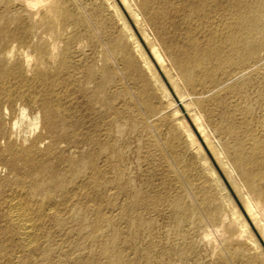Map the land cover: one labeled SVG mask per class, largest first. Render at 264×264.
<instances>
[{"label": "bare ground", "instance_id": "6f19581e", "mask_svg": "<svg viewBox=\"0 0 264 264\" xmlns=\"http://www.w3.org/2000/svg\"><path fill=\"white\" fill-rule=\"evenodd\" d=\"M14 1H17L18 9L12 15L0 12V168L7 171L5 184L10 188L2 201L3 214L0 210L3 220L0 243L4 251L0 255L5 260L11 258L17 248L23 254L22 264H31L35 255L42 262L61 264L53 261L58 247L53 246L46 238L48 235L43 233L48 221L52 220L62 226L65 223L75 225L77 233L96 245L95 251L78 258L80 264H140L126 256L120 246L126 236L115 227L118 219L128 220L132 228L143 223L151 226V222L135 214L138 192L117 216L107 215L103 203L98 200L105 174L98 167V160L104 156L107 162L121 161L122 153L116 144L123 124L113 104L118 91L106 92L112 82V71L102 53V42L95 36V26L91 18L83 14L86 8L75 6V11L68 0ZM123 1L137 21L149 20L159 29L161 40L172 53L186 86L215 83L220 75L231 91L242 92L254 86L258 98L264 102V0ZM172 15L178 20H186L188 24L184 30L192 35L178 51V44L166 36L167 22ZM196 31L208 37L199 41L194 36ZM111 44L114 50L123 53V63L136 67L137 60L126 51L124 40L116 38ZM97 47H100L98 57L92 59L87 51H95ZM154 51L160 58L155 46ZM139 94L142 97L137 103L145 107L140 121L148 126L157 125V119L166 117L170 107L153 104L147 84H143ZM79 97L83 106H72ZM179 102L191 107L183 97ZM196 122L210 148L232 174L240 177L247 211L264 235V146L255 134H251L250 146L244 139H238L233 156H229L231 148L214 140L202 115L197 116ZM227 128L235 131L232 124ZM186 132L190 146L202 150L193 131L186 128ZM85 145L92 150L81 159L74 160L66 155ZM122 173H119V180L123 179ZM212 173H216L214 169ZM258 180H263V185ZM179 181L184 184L183 176L179 175ZM129 184L119 181L115 188L123 191ZM208 202L203 200L201 203L207 206ZM171 206L174 220L181 225L187 209L178 199L172 200ZM199 208L194 203L192 211L198 214L202 211ZM63 211L69 212L67 219L63 218ZM232 211L238 224L230 223L225 216L222 224L208 229L203 236L208 240L217 236L213 241L217 248L220 246L224 250L225 264H235L230 249L225 250L227 242L243 243L250 234L256 249L261 248L237 207L233 206ZM211 216L214 219V214ZM87 227L90 230L85 234ZM229 227L233 229L229 230ZM130 236L134 239L137 233L133 231ZM179 239L182 249L191 252L193 246L189 237L181 234ZM152 247L144 249L139 257L152 261L151 264H161L153 258ZM247 251L251 254L249 249ZM165 262L174 264L172 260ZM243 263L252 264L251 256Z\"/></svg>", "mask_w": 264, "mask_h": 264}, {"label": "rangeland", "instance_id": "374dc122", "mask_svg": "<svg viewBox=\"0 0 264 264\" xmlns=\"http://www.w3.org/2000/svg\"><path fill=\"white\" fill-rule=\"evenodd\" d=\"M68 1L71 2L70 6L75 11L80 6L86 8L83 14L91 18V23L96 27L91 24L94 27L95 36L102 42V53L112 71L111 81L113 83L108 85L106 92L118 91V97L113 101V104L119 111L121 124L124 125L121 126L122 135H117L116 144L122 153L121 161L107 162L104 156L98 160V167L105 172L102 179L104 184L100 188L98 200L103 203V209L107 215L117 216L120 209L129 202L133 194L138 192L139 202L135 214L138 215V218L140 216L144 221L151 222V226L143 223L132 228L128 220L118 219L115 221V227L126 236L120 241V246L126 256L140 264H151L152 261L149 262L145 257L139 256L144 249L152 245L151 254L154 255L152 257L155 260L157 258L161 264L168 260H172L174 264H225L224 250H221L220 246L217 248L213 241L216 235L211 237V240L203 239V236L209 232L208 229L212 230L217 225L222 224V219L225 216L229 218L227 221L230 223L238 224L237 217L233 215L232 211L233 206H236L242 214V218L249 224L254 235L253 238L256 239L261 248L256 249V245L250 239L249 234L243 243L232 241L229 244L227 242L225 250L227 247L230 249L228 251L230 257L233 256L232 261L235 264H244L243 262H246L249 256H251L252 264H264V235L259 225L247 211L243 198L244 190H241V179L232 174L210 148L196 122L197 116L202 115L203 121L211 130L214 140H218L222 145L231 148V151L228 152L229 156H233L238 139H244L245 143H248L247 146H250L254 134L263 147L264 102L258 98L255 87L242 92L231 91L227 89L228 84L222 82L223 79L220 75H218V80L215 83L188 87L179 74L172 53L162 42L159 29L149 20L137 21L123 0ZM139 1L133 0L132 2L137 3ZM116 6L119 10L116 9ZM174 6L176 8L178 4ZM17 9V1L0 0V12L12 15ZM91 12L93 13L91 14ZM157 20L159 22L160 18ZM177 20L172 15L167 22L169 28L166 29V36L178 44L176 51L192 36L184 30L188 24L186 20L181 18ZM196 32L194 36L199 41H204L208 37L202 32ZM116 38H121L126 42V51L134 55L137 60L136 67H129L123 63V53L114 50L111 41ZM154 46L158 48L161 54L160 58L155 53ZM99 48L97 47L95 51L88 50L89 57L96 59ZM143 84L148 85L153 97V104L170 107L166 117L157 119V125L150 124L148 126L140 121L141 113L144 114L145 107L137 102L141 100L142 96L139 93ZM209 89L212 91H208ZM181 97L186 99V103L191 107L184 103L181 104L179 102ZM76 101L72 106L79 107L80 104L83 106L82 98L79 97ZM137 105L141 107L138 108ZM84 112L85 114L88 113ZM132 123L135 125L134 127H132ZM228 124H232L235 131L231 132L227 128ZM186 128L193 131L202 146V150L190 146ZM91 150L89 145H85L77 151L67 152L66 155H70L74 160H79ZM61 166L65 167L63 164ZM212 169L216 172L215 174L212 173ZM121 171L123 172V179L119 180L118 176ZM179 175L183 176L184 184L179 181ZM6 176L7 171L0 168L1 212L5 211L3 198L10 192V188L5 184ZM119 181H128L130 184L126 189L120 191L115 188ZM258 183L263 185V180H258ZM174 199H178L181 205L187 209L186 219L181 225H177L173 218L171 202ZM203 200L209 201L207 206L201 203ZM113 203L114 207L112 206ZM194 203L196 208L200 207L199 209L202 210L198 214L192 211ZM68 213L63 211V218L67 219ZM2 214L0 213L1 216ZM212 214H214V219H212ZM1 219L2 217H0V228L3 226ZM229 222L226 223L227 227L230 225ZM227 227L225 229H228ZM229 228V230L233 229V227ZM89 230L90 228L87 227L84 233L88 234ZM44 231V235H48L45 237L52 242L53 246L58 247L53 255L55 262L80 264L78 258L86 257L91 250L95 251L96 249V245H93L85 235L77 233L75 225L70 223H65L62 226L51 220L48 221ZM109 231L111 228L108 229V233ZM133 231L137 233V237L134 239L130 236ZM181 234L189 237L193 246L191 252L182 249L179 239ZM248 249L251 254L248 253ZM18 251L17 248H14L12 257L8 256L14 258L13 260L5 256L8 259H2L0 255L1 264H22L23 254ZM0 253H4L2 248ZM30 262L31 264H50L40 261L37 255ZM132 264L134 263L132 262Z\"/></svg>", "mask_w": 264, "mask_h": 264}, {"label": "water", "instance_id": "95a60500", "mask_svg": "<svg viewBox=\"0 0 264 264\" xmlns=\"http://www.w3.org/2000/svg\"><path fill=\"white\" fill-rule=\"evenodd\" d=\"M228 186H229V184H228ZM230 187V186H229Z\"/></svg>", "mask_w": 264, "mask_h": 264}]
</instances>
